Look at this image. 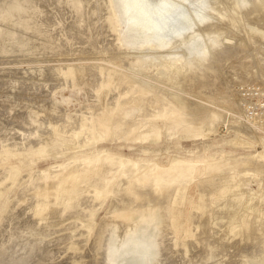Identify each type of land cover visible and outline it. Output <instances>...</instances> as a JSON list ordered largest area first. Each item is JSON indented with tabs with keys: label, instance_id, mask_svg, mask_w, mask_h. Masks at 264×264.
Segmentation results:
<instances>
[{
	"label": "rangeland",
	"instance_id": "374dc122",
	"mask_svg": "<svg viewBox=\"0 0 264 264\" xmlns=\"http://www.w3.org/2000/svg\"><path fill=\"white\" fill-rule=\"evenodd\" d=\"M189 1L207 60L183 72L180 43L125 31L135 8L115 30L106 0H0V264L131 242L147 264H264V20Z\"/></svg>",
	"mask_w": 264,
	"mask_h": 264
},
{
	"label": "bare ground",
	"instance_id": "6f19581e",
	"mask_svg": "<svg viewBox=\"0 0 264 264\" xmlns=\"http://www.w3.org/2000/svg\"><path fill=\"white\" fill-rule=\"evenodd\" d=\"M178 1L186 2V0H174V1L173 0H153V1L151 0H106V4L109 6V9H110L109 10L110 11L109 12V17H110L109 22L111 24V27L117 30L119 20L127 16L131 8H135L138 14L136 17L125 21L124 23L125 31H128L131 28H135L136 29L135 31L141 34L142 36L141 40H145V41L142 42L139 45V47H149V48H154V50L155 48H157L160 51H165L171 47L172 48L175 46L177 47L178 46L177 44L180 43V45L184 47L182 50H180L181 53L179 52L180 57L174 60L170 68L171 69L173 68V71L175 69L177 71L185 72V70L187 71L186 69L187 66L191 63L193 65L195 64L201 65L205 63V61L207 60L206 58L207 52H206V49L205 50L201 49L199 51H196V53L192 52L194 45H195L193 43L197 42L196 31L194 30L193 27L192 29L190 28L191 26H193V22H192L193 18L191 19L187 11L182 9L183 7L179 5L180 3ZM231 1L233 2V5H235L233 7H236L238 10L247 11L248 8H250V11L251 10H254V12L256 11L258 13L257 16L260 19L264 20V0H231ZM227 2H229V5H230L231 2L230 1H227ZM118 4L120 5V9L117 8ZM187 6H189V8L191 9V12L194 13L195 15V13L198 14L197 13L198 9H200L201 7L208 6V5H207V0H191L187 4ZM231 9L233 10V8ZM206 11L207 10H205V12ZM208 14L210 15L209 12ZM208 14H204V16L202 15L204 19L206 18L208 20L203 19L202 21V20L196 19L198 21L200 28L201 27L206 28L208 26L210 28L212 26L213 23L209 22L210 17ZM214 28L212 29L214 30ZM214 39L211 38L210 40L213 41ZM175 42H177V44H173ZM220 54L222 56L224 55L222 51ZM199 65L197 66L199 67ZM208 67L210 69L209 65ZM208 67L203 66L204 69ZM176 73L178 72L175 71L174 75ZM182 74L180 73L177 75H182ZM184 75H189V74H184ZM183 169H184L183 167L180 169H176V173L178 174L180 173L182 175L183 173L181 172L184 171ZM176 178L178 179V177ZM149 181L154 184L156 182L155 177L151 178V180ZM147 183H148V180H147ZM148 186H150V184ZM149 225H150L149 221H146V228H148ZM147 244L144 245L140 243L131 242V243H126V244L114 245L110 249H105V252L101 254V259L103 260V262L102 260L101 262L103 264H118L121 258L130 256V257H135V264H145V262L147 264V262H149L150 260L149 256L152 254L151 252H153V250L155 249L154 244L152 243H147ZM116 252H118V255H116L117 254ZM116 256H117V259L115 258ZM155 260L156 259H154L153 261Z\"/></svg>",
	"mask_w": 264,
	"mask_h": 264
}]
</instances>
